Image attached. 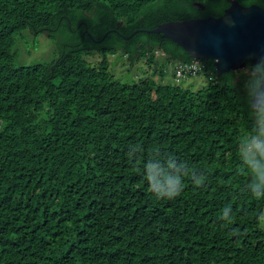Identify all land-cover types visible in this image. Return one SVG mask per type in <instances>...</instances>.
Instances as JSON below:
<instances>
[{"label": "trees", "instance_id": "obj_1", "mask_svg": "<svg viewBox=\"0 0 264 264\" xmlns=\"http://www.w3.org/2000/svg\"><path fill=\"white\" fill-rule=\"evenodd\" d=\"M228 6L0 0V264H264L261 64L218 75L200 61L207 84L192 91L120 83L106 57L161 78L192 58L141 30ZM25 29L55 41L51 63L15 64Z\"/></svg>", "mask_w": 264, "mask_h": 264}, {"label": "water", "instance_id": "obj_2", "mask_svg": "<svg viewBox=\"0 0 264 264\" xmlns=\"http://www.w3.org/2000/svg\"><path fill=\"white\" fill-rule=\"evenodd\" d=\"M227 1L229 6L218 17L170 20L141 31L161 34L192 59L212 60L218 75L242 69L247 63H260L263 74L252 97L257 108L264 104V10L256 4L243 6L237 0Z\"/></svg>", "mask_w": 264, "mask_h": 264}, {"label": "rangeland", "instance_id": "obj_3", "mask_svg": "<svg viewBox=\"0 0 264 264\" xmlns=\"http://www.w3.org/2000/svg\"><path fill=\"white\" fill-rule=\"evenodd\" d=\"M15 44L13 47L15 53V64L16 65H30L34 63H51L58 55L57 46L52 38H49L43 33H33L28 29L14 33ZM158 58L161 55L158 53ZM100 53H90L87 58L91 63H96L102 59ZM107 60L109 62V72L113 78L124 84H132L138 82L139 79L145 77L157 78L162 84H174L182 88H189L195 91L207 83V79L202 73L191 75L185 79L174 80L175 76H172V68L166 66V71L163 77L159 78L158 71L154 65H148L144 60H138L135 64L130 67L129 62L121 52L107 53ZM174 77V78H173ZM262 226L264 228V214L262 220Z\"/></svg>", "mask_w": 264, "mask_h": 264}, {"label": "built area", "instance_id": "obj_4", "mask_svg": "<svg viewBox=\"0 0 264 264\" xmlns=\"http://www.w3.org/2000/svg\"><path fill=\"white\" fill-rule=\"evenodd\" d=\"M168 66L172 68V73L176 80H181L191 75H196L202 70V64L200 60L197 59H192V61L187 63L174 62Z\"/></svg>", "mask_w": 264, "mask_h": 264}, {"label": "clouds", "instance_id": "obj_5", "mask_svg": "<svg viewBox=\"0 0 264 264\" xmlns=\"http://www.w3.org/2000/svg\"><path fill=\"white\" fill-rule=\"evenodd\" d=\"M172 72V71H171ZM172 76H173V74H172ZM174 78V77H173ZM174 80H176L175 78H174ZM177 81V80H176Z\"/></svg>", "mask_w": 264, "mask_h": 264}]
</instances>
